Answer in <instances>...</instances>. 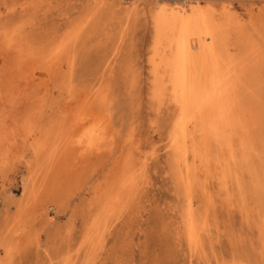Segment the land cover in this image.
Here are the masks:
<instances>
[{"label":"rangeland","instance_id":"obj_1","mask_svg":"<svg viewBox=\"0 0 264 264\" xmlns=\"http://www.w3.org/2000/svg\"><path fill=\"white\" fill-rule=\"evenodd\" d=\"M156 1L0 0V264H264V204H261L264 190L250 183L252 171L254 174L259 169L264 171L261 160L264 159V17L259 14L264 12V0L201 1L217 15L224 11L231 15L224 44L236 59L233 79L236 78L239 85L235 99L226 100L225 119L213 115L215 128L228 137L229 145L233 144L229 147L230 153L223 149L222 142L213 141L211 137L208 141L203 118L197 122L190 121L191 118L186 121L189 159L196 148L197 155L202 153V158H196V164L202 159L205 161L202 160L200 166L197 164L200 170H196L197 176L194 174L189 185L179 161L174 162L176 156L170 146L178 112L166 89L162 93L156 91V78L149 62L157 39L154 15L155 3L159 2ZM160 2L177 4L183 0ZM253 43L255 49L251 47ZM57 48V54L49 56ZM70 94L74 98L70 99ZM97 109L109 112L116 132L114 151L99 153L101 159L94 153H82L75 144L81 121L97 113ZM32 131L40 139L44 136L43 141L49 140L44 152L37 156L33 153L36 144L27 136ZM64 139L60 146H55V142ZM205 147L208 148L204 150ZM125 160L141 162L136 187L129 195L133 196L131 200L128 198L123 210L114 211L116 214L113 212L107 217L108 221L106 219L94 233L89 228L98 206L105 200L101 192L109 188L112 175L118 171H115L119 168L117 164ZM54 164L56 174L48 175V168L56 167ZM115 164L118 167L114 168ZM31 171H35L34 191L37 189L35 193H38L36 196L32 193L30 205L19 208L17 197ZM216 173L225 175L226 186L233 191L229 194L232 198L218 197L219 185L213 180ZM262 174L264 176V172ZM197 182H203V187ZM189 188H193L190 193ZM238 193H243L245 212L240 210ZM250 209L255 210V214L249 213ZM190 211L200 238L196 237L198 241L191 240L188 245L184 220ZM14 229L19 233L12 234Z\"/></svg>","mask_w":264,"mask_h":264},{"label":"bare ground","instance_id":"obj_2","mask_svg":"<svg viewBox=\"0 0 264 264\" xmlns=\"http://www.w3.org/2000/svg\"><path fill=\"white\" fill-rule=\"evenodd\" d=\"M153 1V0H152ZM155 1V0H154ZM161 0H157L156 2L159 3H155L156 6V10H155V15H154V23L156 26V42H155V46L153 49V54L149 60L151 66L153 67V74L155 75L156 81H155V89L158 93H162L163 89H166L169 92L170 98L172 99V102L174 103L175 107H176V111L178 112V116L176 119V122H174V128H173V132L171 134V147L173 149V152L176 156V158L174 157V162H176L177 160L179 161L180 166H182V170L185 173V181L186 183H190V180L192 181V179L194 178V176L196 174V170L199 168L200 170V165H201V161L199 162V166L196 164V158L200 157V155L202 154L200 149H199V153L200 155H197V151L193 148V153L194 155L191 157V160L189 159L188 153L189 152V147L188 146V142L190 137H189V133L187 131V127H186V121L188 119H190V121L193 119L195 120V122H197L198 119L203 118L206 125H207V135L206 138L209 139L210 137L212 138L211 140L213 141H217L218 142H222V146L224 147L223 149H227L230 153V149L229 147L231 145H229V139L228 137L225 136V134L222 135V132H220V130L216 129L217 127L214 124V120H213V115H217L219 117H221L222 119H225V114L226 113V100L227 99H235L236 97V86L239 83L235 82L236 78L233 79V77H235V71H236V64L235 61L236 59H234L231 54H230V49L224 44V40L226 37V33H227V27L226 25L228 23H230L232 21L231 15L229 14V12H222L221 14L217 15L216 13H214L213 8H209L206 6V4L201 3V1L203 0H183V2L181 3H174V4H165L160 2ZM163 1V0H162ZM217 1V0H216ZM222 1V0H221ZM149 2V1H148ZM215 2V1H213ZM152 3V2H151ZM171 3V2H170ZM139 4V3H138ZM137 4V5H138ZM154 4V3H153ZM141 5V4H140ZM215 5V4H214ZM154 6V5H153ZM152 7V6H151ZM213 7V6H212ZM216 7V6H215ZM154 8V7H153ZM217 8V7H216ZM229 10V9H228ZM255 10V9H254ZM260 10V9H259ZM252 11V10H251ZM263 11V10H262ZM13 12V11H12ZM11 12V13H12ZM216 12V11H215ZM218 12V11H217ZM231 12V11H230ZM233 12V11H232ZM260 12V11H259ZM1 13V12H0ZM153 13V12H152ZM257 13V12H256ZM264 12H260L259 14H261L262 17H264V15L262 14ZM255 15V14H254ZM2 17V16H1ZM0 17V18H1ZM251 19V18H250ZM256 19V18H255ZM240 23V22H238ZM264 24V23H263ZM262 24V25H263ZM20 26V25H19ZM264 26V25H263ZM237 29V28H235ZM241 31V28H240ZM239 31V32H240ZM244 33V32H243ZM239 34V33H238ZM241 34V32H240ZM7 35V34H6ZM16 35V33H15ZM228 35V34H227ZM234 36V35H232ZM235 37V36H234ZM233 37V39H234ZM15 38V37H14ZM232 39V38H231ZM9 40V39H8ZM3 41V40H2ZM12 40H10L9 42L11 43ZM230 42V41H229ZM263 42V41H262ZM7 44V42H5ZM24 43V42H23ZM3 45L4 42H3ZM26 45V44H25ZM229 45V44H228ZM262 46H264V43L262 44ZM27 47V46H26ZM232 47V46H231ZM252 48H256V45L253 43L251 45ZM3 48V47H2ZM251 48V49H252ZM259 48V47H258ZM1 49V48H0ZM24 49V48H23ZM62 50V48H60ZM5 50V49H4ZM8 50V49H7ZM10 50V49H9ZM31 50V49H30ZM233 50V49H232ZM1 51V50H0ZM11 51V50H10ZM57 51H59V48H57L56 50H53L49 56L52 55H56ZM237 51V49H236ZM235 51V52H236ZM253 51V50H252ZM32 52V51H31ZM62 52V51H61ZM234 52V51H232ZM21 53V52H19ZM23 54V53H22ZM1 55V54H0ZM48 57V56H47ZM26 58V56H25ZM5 59V58H4ZM7 61V60H6ZM5 61V62H6ZM12 61V60H11ZM52 61V60H51ZM72 61V60H71ZM29 62V61H28ZM252 64H254V62H251ZM25 64V63H24ZM29 64V63H28ZM70 64V63H69ZM255 65V64H254ZM253 65V66H254ZM8 66V65H7ZM27 66V65H26ZM64 67V66H63ZM242 67V66H240ZM27 69V68H26ZM70 69V68H69ZM5 70V69H4ZM13 70V69H12ZM72 69H70L69 71H71ZM14 71V70H13ZM29 71V70H28ZM23 72V71H22ZM72 72V71H71ZM245 72V71H244ZM242 72V74L244 73ZM235 76H234V75ZM21 75V74H20ZM68 75V74H67ZM71 76V74H70ZM153 76V75H152ZM151 76V78H152ZM2 78V76H0ZM19 77V76H18ZM68 77V76H67ZM65 77V78H67ZM0 78V79H1ZM6 78V77H5ZM66 80V79H65ZM64 80V81H65ZM2 81V79H1ZM36 81V80H35ZM66 82V81H65ZM67 83V82H66ZM233 83V84H232ZM236 84V85H235ZM11 85V84H10ZM66 85V84H64ZM239 85V84H238ZM89 91V90H88ZM86 91V92H88ZM73 94V93H72ZM70 94L68 97L70 99H72V97L74 98V95ZM87 94V93H86ZM102 99V98H101ZM87 100V99H86ZM168 100V99H167ZM88 101V100H87ZM86 103V102H85ZM95 103V102H94ZM166 103V102H165ZM102 103V107H103ZM108 104V103H107ZM71 106V105H70ZM100 106V105H97ZM100 106V107H101ZM158 105H156L157 108ZM240 106V105H239ZM101 107V108H102ZM111 107V106H110ZM100 108V109H101ZM104 108V107H103ZM102 108V109H103ZM251 108V107H250ZM24 109V107H23ZM70 109V108H69ZM105 109V108H104ZM235 109V108H234ZM254 109V108H253ZM16 110V108H15ZM18 110V109H17ZM73 110V109H72ZM92 109H89V111H91ZM98 110V109H97ZM114 110V109H113ZM158 110V109H157ZM236 110V109H235ZM255 110V109H254ZM262 110V109H261ZM62 112V110H61ZM66 112V111H65ZM264 112V111H263ZM72 113V112H70ZM109 113V112H108ZM106 111H99L97 113H94L90 118L86 119L84 122L81 121L80 126H79V131L77 133V139L75 141V144L77 145V147L80 149V151L82 153H94L96 155H98L97 159L99 158V153L103 154L104 151H108L109 153L113 152L115 149V143L114 141L116 140V132L113 128V121H112V117L108 114ZM241 113V112H240ZM19 114V113H18ZM63 114V113H62ZM68 114V113H67ZM76 114V113H75ZM234 115L236 113H233ZM253 114V112H252ZM251 114V115H252ZM70 115V114H69ZM78 115V113H77ZM83 115V114H82ZM174 115V114H173ZM230 114H228L227 116H229ZM240 115V114H239ZM242 115V114H241ZM240 115V116H241ZM259 115V114H258ZM67 116V115H66ZM72 116V115H71ZM113 116V115H112ZM247 116V115H246ZM255 116V115H254ZM16 117V116H15ZM65 117V115H64ZM248 117V116H247ZM74 118V117H73ZM72 118V119H73ZM78 118V116H77ZM82 118V116H81ZM84 118V117H83ZM216 118V117H215ZM214 118V119H215ZM241 118V117H240ZM251 118H253V116H251ZM255 118V117H254ZM258 118V117H257ZM64 119V118H63ZM66 119V118H65ZM228 119V118H227ZM232 119V118H231ZM247 119V118H246ZM245 119V121H246ZM70 120V119H69ZM83 120V119H82ZM64 121V120H62ZM72 121V120H70ZM69 121V122H70ZM77 121V120H76ZM220 121V120H219ZM229 121V120H228ZM67 122V121H66ZM194 122V123H195ZM61 123V122H60ZM230 123V122H229ZM228 123V124H229ZM234 123V121L232 122ZM191 124V122H190ZM254 124V123H253ZM49 125V124H48ZM47 125V126H48ZM61 125V124H60ZM204 125V123L202 124ZM217 125V124H216ZM219 125V124H218ZM33 126V125H32ZM73 127V126H72ZM190 127V126H189ZM194 127V126H193ZM216 127V128H215ZM238 127V126H237ZM205 128V127H204ZM224 128V127H223ZM227 128V126H226ZM53 129V128H52ZM50 129V130H52ZM62 129V128H61ZM71 129V128H69ZM191 129V128H190ZM228 129V128H227ZM48 130V129H47ZM46 130V131H47ZM57 130V128H56ZM206 130V129H205ZM222 130V129H221ZM69 131V130H68ZM73 131V130H72ZM71 131V132H72ZM117 131V130H116ZM130 131V130H129ZM195 131V130H194ZM224 132V130H223ZM228 131L225 129V133H227ZM244 132V131H243ZM242 132V133H243ZM56 132H54L55 134ZM129 133V132H128ZM50 132L47 134L49 135ZM63 134V133H62ZM67 134V133H66ZM52 135V134H51ZM57 135V134H56ZM55 135V136H56ZM199 135V134H198ZM202 135V134H201ZM228 135V134H227ZM244 135V134H243ZM28 139H32L33 140V144H36L33 150L34 155H38L39 153H41L45 148H46V142L49 141H43V137L42 139L39 138V136L34 132H30L27 134ZM60 136V134H59ZM65 136V135H64ZM67 136V135H66ZM73 136V135H72ZM193 136V135H192ZM191 136V137H192ZM38 137V138H37ZM49 137V136H48ZM74 137V136H73ZM53 138V137H52ZM68 138V137H67ZM71 138V136H70ZM75 138V137H74ZM132 138H134L132 136ZM203 138V137H202ZM201 138V140H202ZM61 139V138H60ZM128 139V138H127ZM126 139V140H127ZM235 139V138H234ZM53 140V139H52ZM69 140V139H68ZM134 140V139H132ZM199 142V139H197ZM200 140V141H201ZM66 139L60 141V142H55V146H60L61 142H65ZM129 141H131L129 139ZM195 141V140H194ZM210 141V139L208 140ZM244 141V140H243ZM69 142V141H67ZM72 143H74V141H71ZM122 142V141H121ZM128 142V141H127ZM132 142V141H131ZM134 142V141H133ZM196 142V141H195ZM32 143V142H31ZM53 143V141H52ZM70 143V142H69ZM120 143V142H119ZM123 143V142H122ZM126 143V142H125ZM200 143V142H199ZM204 143V141H203ZM206 143V142H205ZM211 143V142H210ZM214 143V142H213ZM230 143H233L230 141ZM236 143V142H235ZM249 143V142H248ZM140 144V143H139ZM196 144V143H195ZM202 144V143H201ZM212 144V143H211ZM237 144V143H236ZM13 145V144H12ZM32 145V144H31ZM70 145V144H69ZM121 145V144H120ZM132 145V144H131ZM136 145H138L136 143ZM190 145V144H189ZM192 145V144H191ZM197 145V144H196ZM195 145V146H196ZM218 145V144H217ZM256 145V144H255ZM67 146V145H66ZM123 146V145H122ZM193 146V145H192ZM206 146V145H205ZM245 146V145H244ZM247 146H249L247 144ZM252 146V145H250ZM249 146V147H250ZM32 147V146H31ZM130 147V146H129ZM137 147V146H135ZM197 147V146H196ZM202 147V146H200ZM204 147V146H203ZM214 147V146H213ZM219 147V145L217 146ZM232 147V146H231ZM238 147V146H237ZM246 147V146H245ZM75 148V146H74ZM117 148V147H116ZM140 148V146H139ZM169 148V147H168ZM208 148L205 147L204 150ZM235 148V147H233ZM239 148V147H238ZM256 148V147H255ZM70 149V148H69ZM125 149V148H124ZM129 149V148H128ZM133 149V146H132ZM198 149V148H197ZM202 149V148H201ZM213 150L216 148H212ZM225 149V150H226ZM237 149V148H236ZM249 149V148H248ZM247 149V150H248ZM254 149V148H253ZM257 149V148H256ZM63 150V149H62ZM171 150V149H170ZM192 150V149H191ZM203 150V149H202ZM222 150V149H220ZM226 150V152H227ZM252 150V148H251ZM249 150V151H251ZM32 151V149H31ZM117 151V150H116ZM115 151V152H116ZM195 151L197 153H195ZM209 151V150H207ZM206 151V152H207ZM218 151V150H217ZM215 151V152H217ZM44 152V151H43ZM53 152V151H52ZM76 152V150L74 151ZM103 152V153H102ZM114 152V153H115ZM224 152V151H222ZM232 152V156L233 154V150ZM236 152V151H235ZM254 152V151H253ZM257 152V151H256ZM256 152L254 154H256ZM49 153V152H48ZM64 153V152H63ZM108 153V154H109ZM123 153V152H122ZM133 153V152H132ZM172 153V152H171ZM212 153V152H211ZM225 153V152H224ZM258 153V152H257ZM67 154V153H66ZM206 154V153H203ZM208 154V153H207ZM217 154V153H216ZM238 154V153H237ZM64 155V154H63ZM81 155V154H80ZM86 155V154H85ZM105 155V154H104ZM104 155H100V157L102 156V158L104 157ZM107 155V154H106ZM123 155V154H122ZM127 155V154H126ZM125 155V157H126ZM135 155V154H134ZM170 155V153H169ZM210 155V154H209ZM230 155V154H229ZM260 156V154H258ZM34 156V157H36ZM50 156V155H49ZM48 156V157H49ZM60 156V155H59ZM65 156V155H64ZM109 156V155H108ZM124 156V155H123ZM122 156V157H123ZM208 156V155H207ZM214 156V155H213ZM219 156V155H218ZM228 156V155H227ZM236 156V155H235ZM238 156V155H237ZM236 156V157H237ZM40 157V156H38ZM66 157V156H65ZM85 157V156H84ZM83 157V158H84ZM262 157V156H261ZM37 158V157H36ZM70 158V157H68ZM94 158V156H93ZM106 158V157H105ZM103 158V159H105ZM133 158V156L131 157ZM135 158V157H134ZM202 158V157H200ZM199 158V159H200ZM210 158V156H209ZM212 158V157H211ZM210 158L211 162L212 159ZM216 158V157H215ZM230 158V156H229ZM44 159V158H43ZM50 158H48L49 161ZM71 159V158H70ZM96 159V160H97ZM101 159V158H99ZM107 159V158H106ZM121 159V158H119ZM126 159V158H125ZM37 160V159H36ZM53 160V159H52ZM68 160V159H66ZM95 160V158H94ZM118 160V159H117ZM198 160V159H197ZM217 160V158H216ZM225 160V159H224ZM232 160V157H231ZM235 160V159H234ZM262 161H264V159H261ZM33 161V160H32ZM51 161V160H50ZM103 161V160H102ZM105 161V160H104ZM120 161V160H119ZM204 161V160H203ZM207 161V160H206ZM218 161V160H217ZM227 161V160H225ZM34 162V161H33ZM56 162V161H55ZM61 162V161H60ZM95 162V161H94ZM97 162L99 163V161L97 160ZM209 162V161H208ZM75 163V162H74ZM205 163V161H204ZM217 163V162H215ZM213 163V164H215ZM219 163V162H218ZM39 164V163H38ZM56 164H59V162H57ZM64 163H62L63 165ZM95 164V163H94ZM93 164V165H94ZM140 164L141 162L138 163H134L130 161H124L119 165L118 170L116 174L112 175L113 177V181L112 184L109 183V188H107L106 190L102 191V197L105 199L102 204H100L98 212L96 213V211H94L96 214L92 220V227L89 228L92 230V232L96 233L99 231L100 226L102 225V223H105L107 217L109 218L111 215H113L112 213L117 209H122L124 208L123 206L127 204L128 198L130 197L131 200V196H129L131 194V191L133 190L134 186H135V179L138 177V174L140 173ZM210 164V162H209ZM223 164V162L221 163V165ZM226 164V163H225ZM61 165V167H62ZM70 165V164H69ZM68 165V167H69ZM97 165V164H95ZM115 164L114 168L117 166ZM208 165V164H207ZM218 165V164H217ZM258 165V164H257ZM31 166V165H30ZM54 168L49 169L48 168V175H55L56 171H57V165L54 164ZM59 166V165H58ZM66 166V165H65ZM72 166V164H71ZM103 166V165H102ZM179 166V165H178ZM177 166V167H178ZM179 166V167H180ZM212 166V165H211ZM215 165H213L214 167ZM225 167V165H223ZM222 166V167H223ZM93 167V166H92ZM118 167V166H117ZM202 167V166H201ZM217 166H215L216 168ZM219 167V166H218ZM66 168V167H65ZM208 168V167H206ZM243 168V167H242ZM40 169V168H39ZM62 169V168H61ZM67 169V168H66ZM112 169V168H111ZM178 169V168H177ZM219 169V168H218ZM221 169V168H220ZM64 170V169H63ZM202 171L205 170L204 168L201 169ZM208 170V169H207ZM206 170V171H207ZM209 172H212L211 169H209ZM44 172V170H42ZM96 171V170H95ZM94 171V172H95ZM179 171V170H177ZM216 172V170H214ZM213 171V172H214ZM220 171V170H219ZM229 171H231V169H229ZM228 171V173H229ZM247 171V170H246ZM111 174L113 173V170L109 171ZM205 172V171H204ZM208 172V171H207ZM250 172V171H249ZM255 171H252L251 173V177H250V183L252 182L253 186L256 188H261L264 190V183L262 182L264 179L263 176V172L261 171V169L256 170L257 173H253ZM52 173V174H51ZM67 173V172H66ZM109 173V174H110ZM206 173V172H205ZM223 173V172H221ZM219 173L217 175L216 173V179L213 180H217L216 183H218L219 185V191L218 193V197L223 196H227L229 197L231 194V192L233 193V191L230 192V189L227 188L226 186V181H225V175L220 176ZM44 174V173H43ZM46 174V173H45ZM195 174V175H194ZM212 174V173H211ZM230 174V173H229ZM250 174V173H249ZM35 175V171H31L30 174L26 177V179L23 181L22 183V189L21 192L19 194V196L17 197L18 200V205L19 208L20 207H27L26 205H30L28 202L29 200H31L30 198L32 197V193L34 192L35 196L38 193H35L37 191V189L34 191L35 189V185H34V176ZM67 175V174H66ZM182 175V174H181ZM199 175V174H198ZM215 175V173H214ZM244 175V174H243ZM42 176V175H41ZM40 176V177H41ZM46 176V175H44ZM231 176V175H230ZM236 176V175H235ZM250 176V175H249ZM184 177V176H182ZM203 177V176H202ZM205 177V176H204ZM207 177V176H206ZM205 177V178H206ZM214 177V176H213ZM50 178V177H49ZM107 178V177H106ZM181 178V177H180ZM196 178V177H195ZM204 178V179H205ZM209 178V177H208ZM211 178V177H210ZM215 178V177H214ZM225 178V179H224ZM247 178V177H246ZM45 179V177L43 178ZM53 179V178H52ZM110 179V178H107ZM199 179V178H198ZM260 182H258V180H260ZM39 180V179H38ZM47 180V179H46ZM112 180V179H111ZM146 180V179H145ZM194 180V179H193ZM203 180V179H202ZM212 180V181H213ZM227 180V179H226ZM249 180V179H248ZM182 181V180H179ZM210 181V180H209ZM211 181V182H212ZM228 181V180H227ZM110 182V181H107ZM178 182V181H177ZM200 182V181H199ZM204 182V181H203ZM202 182V184H204ZM215 182V181H214ZM233 182H235L233 180ZM45 183V181H44ZM201 183V182H200ZM246 183V182H245ZM43 184V183H42ZM62 184V183H61ZM105 184V183H104ZM103 184V185H104ZM194 184V181H193ZM197 185L199 184L198 182L196 183ZM199 184V185H202ZM210 184V183H209ZM212 184V183H211ZM210 184V185H211ZM215 184V183H213ZM102 185V186H103ZM142 185V184H141ZM147 185V183H146ZM179 185V184H178ZM181 185H183L181 183ZM195 185V184H194ZM193 185V186H194ZM230 185V184H229ZM234 185V183H233ZM232 185V186H233ZM42 186V185H41ZM40 186V187H41ZM216 186V185H215ZM38 187V188H40ZM104 187V186H103ZM136 187V186H135ZM185 187V186H184ZM191 187V186H190ZM195 187V186H194ZM198 187V186H197ZM203 187V185H202ZM201 186L199 187L202 188ZM210 187V186H209ZM229 187V186H228ZM235 187V186H233ZM44 188V186L42 187V189ZM139 188V187H138ZM137 188V189H138ZM145 188V187H144ZM218 188V187H217ZM102 189V188H101ZM184 189V188H183ZM190 189V188H189ZM188 189V190H189ZM193 189V188H192ZM189 191V193L191 192V190ZM248 189V188H247ZM251 189V188H250ZM249 189V191H250ZM187 190V189H186ZM195 190V189H194ZM197 190V189H196ZM201 190H204L201 189ZM208 190V189H207ZM212 190V189H211ZM134 191V190H133ZM198 191V190H197ZM213 191V190H212ZM238 191V190H237ZM242 191V190H241ZM247 191V190H244ZM41 192V191H40ZM39 192V193H40ZM136 192V191H135ZM183 192V190L181 191ZM195 192V191H194ZM209 192V191H208ZM208 192H207V197H208ZM230 192V193H229ZM263 192V191H262ZM93 193V192H92ZM99 193V192H98ZM185 193V192H184ZM188 193V194H189ZM203 193V192H202ZM215 193V191H214ZM217 193V192H216ZM250 193V192H249ZM252 193V192H251ZM250 193V194H251ZM261 193V192H259ZM258 193V198L260 196V194ZM94 194V193H93ZM187 194V191H186ZM197 194V193H194ZM210 194V193H209ZM236 194V193H235ZM239 194V193H238ZM243 194V193H242ZM242 194L238 195L237 200L239 201V207L241 211L245 212V206L242 205L244 202V198L242 199ZM245 194V192H244ZM200 195V194H199ZM203 195V194H201ZM215 195V194H213ZM217 195V194H216ZM262 195V193H261ZM34 196V195H33ZM38 196V195H37ZM185 196V194H184ZM193 196V195H192ZM205 196V195H203ZM211 196L212 199V194L209 195ZM234 196V195H232ZM237 196V194L234 196V198ZM246 196V195H244ZM243 196V197H244ZM249 196V195H248ZM264 196V195H263ZM102 197L100 199H102ZM191 197V196H190ZM226 197V199H227ZM231 197V196H230ZM229 197V198H230ZM250 197V196H249ZM252 197V196H251ZM35 198V197H34ZM133 198V197H132ZM194 198V197H193ZM192 198V199H193ZM205 198V197H204ZM210 198V197H209ZM208 198V200H209ZM215 198V196H214ZM232 198V197H231ZM254 198V197H252ZM249 199L250 200H252ZM256 198V204H257V199ZM262 198V197H261ZM264 198V197H263ZM262 198V201L264 200ZM97 199V198H96ZM196 199H197V195H196ZM203 199V198H202ZM216 199V198H215ZM213 199V200H215ZM218 199V198H217ZM224 199V198H223ZM247 198L245 197V200ZM255 199V198H254ZM134 200V199H133ZM205 200V199H204ZM203 200V201H204ZM207 200V201H208ZM228 200V199H227ZM225 200V201H227ZM236 200V199H234ZM234 200L231 202L233 203ZM190 201V200H189ZM212 201V200H211ZM129 202V201H128ZM210 202V201H209ZM224 202V201H223ZM222 202V203H223ZM237 202V201H236ZM246 202V201H245ZM31 203V202H30ZM136 203V202H135ZM198 203V202H197ZM200 203V202H199ZM214 202H212L213 204ZM216 203V202H215ZM218 203V202H217ZM225 203V202H224ZM235 203V202H234ZM252 203V202H251ZM189 204V202H188ZM208 204V202H207ZM211 204V203H210ZM209 204V205H210ZM230 204V203H229ZM238 204V203H236ZM245 204V203H244ZM250 204V203H249ZM254 204V203H253ZM264 204V203H261ZM137 205V204H136ZM190 205V204H189ZM188 205V206H189ZM201 205V204H200ZM204 205V204H202ZM215 205V204H213ZM196 206V204H195ZM212 206V205H211ZM218 205L216 204V207ZM222 206V204H221ZM227 206V205H225ZM257 206V205H256ZM119 207V208H118ZM185 207H186V203H185ZM213 207V206H212ZM210 208V210L212 211L213 208ZM215 207V208H216ZM232 207V206H231ZM249 206H247L246 208L248 209ZM251 207V206H250ZM194 208V207H193ZM205 208V207H204ZM214 208V209H215ZM218 208V207H217ZM223 208V207H222ZM221 208V209H222ZM233 208V207H232ZM259 208V207H258ZM47 209V208H46ZM91 209V207H90ZM133 209V208H132ZM203 209V208H202ZM219 209V208H218ZM229 209V208H228ZM238 209V206H237ZM94 210V209H93ZM123 210V209H122ZM189 210V209H188ZM190 210H191V206H190ZM195 210V209H194ZM234 210V209H233ZM249 210V209H248ZM45 211V210H44ZM192 211V210H191ZM190 213L185 217L184 214L182 215L183 218H185V223H186V228H187V233L185 232L186 237L189 236V243L188 245H191V240L196 241V237L200 238L199 236H197L198 234V227L196 226V222L193 218V215ZM197 212V210H195ZM223 211V210H222ZM253 211V210H252ZM250 209V212H252ZM255 211V210H254ZM253 211V213H254ZM22 212V211H21ZM20 212V214H21ZM114 212V213H115ZM123 212V211H122ZM130 212V210H129ZM195 212V213H196ZM205 212V211H204ZM213 212V211H212ZM237 212H239L237 210ZM247 212V211H246ZM24 213V212H23ZM44 213V212H43ZM48 213V212H45ZM44 213V214H45ZM184 213V212H183ZM248 213V212H247ZM261 213V212H260ZM263 213V212H262ZM116 214V213H115ZM114 214V215H115ZM121 214V213H120ZM127 214V211H126ZM194 214V213H193ZM244 214V213H243ZM246 214V213H245ZM255 214V213H254ZM22 215V214H21ZM130 215V214H129ZM251 215V214H250ZM253 215V214H252ZM251 215V216H252ZM262 215V214H261ZM23 216V215H22ZM42 217V215H40ZM120 216V215H119ZM198 216V214H197ZM203 216V215H202ZM211 216V215H210ZM256 216V215H254ZM254 216H253V220H254ZM259 216V215H258ZM264 216V215H263ZM24 217V216H23ZM91 217V216H90ZM181 217V219H182ZM207 217V216H206ZM209 217V216H208ZM21 217L18 218V220ZM245 218V216H244ZM250 217H248L249 219ZM24 220V218H22ZM43 219V218H42ZM46 219V218H45ZM43 219V220H45ZM48 219V218H47ZM46 219V221H47ZM197 219V218H196ZM200 219V218H199ZM205 219V218H204ZM203 219V220H204ZM211 219V218H210ZM251 219V218H250ZM249 219V220H250ZM256 219V217H255ZM21 220V219H20ZM91 220V219H90ZM111 220V218H110ZM117 220V219H116ZM201 220V219H200ZM212 220V219H211ZM210 220V221H211ZM252 220V219H251ZM250 220V222H252ZM260 220H262L260 218ZM108 221V219H107ZM112 221V220H111ZM111 221L109 223H111ZM115 221V220H114ZM183 221V220H182ZM183 221V222H184ZM259 221V220H258ZM19 222V221H18ZM45 222V221H44ZM206 222V221H205ZM46 223V222H45ZM202 223V222H201ZM211 223V222H210ZM261 223V222H259ZM112 224V223H111ZM252 224V223H251ZM254 224V221H253ZM198 225V224H197ZM88 226V225H87ZM114 226V225H113ZM184 226V225H183ZM199 226V225H198ZM213 226V225H211ZM255 226V224L253 225ZM25 227V226H24ZM23 227V228H24ZM204 227V226H202ZM257 224H256V228H257ZM261 227V226H260ZM259 227V228H260ZM263 227V226H262ZM16 228V227H15ZM22 228V227H21ZM109 228V226H108ZM19 229V227H18ZM185 229V228H184ZM199 229L202 230V228L200 227ZM258 229V228H257ZM264 229V228H263ZM26 230V229H25ZM207 231V229H205ZM210 230V229H208ZM217 230V229H216ZM219 230V229H218ZM13 232V230H11ZM90 231V230H89ZM87 231V232H89ZM102 231V229H101ZM184 231V230H183ZM257 231V230H256ZM259 231V230H258ZM19 233L18 231H16L14 229V232L12 234H16ZM25 231H22L21 233H23ZM89 232V233H92ZM218 232V231H217ZM260 232V231H259ZM103 233V232H101ZM100 233V235H101ZM209 233V232H208ZM207 233V234H208ZM213 233V232H212ZM12 234L10 236H12ZM99 234V233H98ZM184 234V236H185ZM206 234V233H205ZM262 234V233H261ZM89 235V234H88ZM253 235V234H252ZM21 236V234L19 235ZM18 236V237H19ZM204 236V235H203ZM16 237V236H14ZM17 237V239H18ZM87 237V236H86ZM209 237V236H208ZM212 237V236H211ZM13 238V236H12ZM101 238V237H100ZM91 239V238H90ZM196 239V240H195ZM204 239V238H202ZM16 240V239H15ZM97 240H99L97 238ZM198 241V240H197ZM232 241V240H231ZM245 242V241H244ZM89 243V242H88ZM91 243V242H90ZM93 244L94 240L92 241ZM196 243V242H195ZM92 244V245H93ZM101 243H99V247ZM203 244V243H202ZM90 245V244H89ZM196 246V245H195ZM198 246V245H197ZM92 247V246H91ZM245 247V246H244ZM191 248V246H190ZM89 249V248H88ZM87 249V251H89ZM99 249V248H98ZM102 249V248H101ZM85 250V249H84ZM97 250V249H96ZM99 251V250H97ZM10 252V251H9ZM35 252V251H34ZM79 252V251H78ZM85 254V253H84ZM242 254V253H241ZM78 255V254H77ZM96 255V254H95ZM231 255V254H230ZM88 256V255H86ZM79 257V256H78ZM77 258V256L75 257ZM86 258V257H85ZM93 258V257H92ZM95 259V257H94ZM93 259V260H94ZM92 260V261H93ZM234 260V259H233ZM75 261V260H74ZM69 262V261H68ZM83 262V261H82ZM95 262V260H94ZM234 262V261H233ZM219 264V263H218ZM233 264V263H231Z\"/></svg>","mask_w":264,"mask_h":264}]
</instances>
